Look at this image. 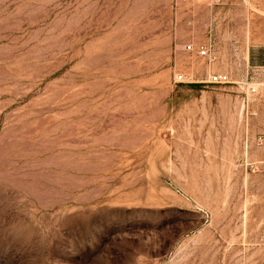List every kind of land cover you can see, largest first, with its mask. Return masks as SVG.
<instances>
[{
    "label": "rangeland",
    "instance_id": "374dc122",
    "mask_svg": "<svg viewBox=\"0 0 264 264\" xmlns=\"http://www.w3.org/2000/svg\"><path fill=\"white\" fill-rule=\"evenodd\" d=\"M260 66L264 0H0V264H264Z\"/></svg>",
    "mask_w": 264,
    "mask_h": 264
},
{
    "label": "built area",
    "instance_id": "2783aa9c",
    "mask_svg": "<svg viewBox=\"0 0 264 264\" xmlns=\"http://www.w3.org/2000/svg\"><path fill=\"white\" fill-rule=\"evenodd\" d=\"M189 52H195L196 55L206 58L210 61L215 60L216 58V44L213 40V37L210 36V38L198 45H195L193 43H189L185 47ZM264 69V66H260ZM228 75L223 73H213L210 78L208 79V82L211 83H226L228 82ZM175 82L176 83H193L196 82L194 79V76L190 73H179L175 75ZM254 92L255 89H252Z\"/></svg>",
    "mask_w": 264,
    "mask_h": 264
},
{
    "label": "crops",
    "instance_id": "0c3cea01",
    "mask_svg": "<svg viewBox=\"0 0 264 264\" xmlns=\"http://www.w3.org/2000/svg\"><path fill=\"white\" fill-rule=\"evenodd\" d=\"M191 1H193V3H211L212 2V0H203V1H200V2H198L196 0H191Z\"/></svg>",
    "mask_w": 264,
    "mask_h": 264
},
{
    "label": "trees",
    "instance_id": "16d2710c",
    "mask_svg": "<svg viewBox=\"0 0 264 264\" xmlns=\"http://www.w3.org/2000/svg\"><path fill=\"white\" fill-rule=\"evenodd\" d=\"M190 84H195V83H190Z\"/></svg>",
    "mask_w": 264,
    "mask_h": 264
}]
</instances>
